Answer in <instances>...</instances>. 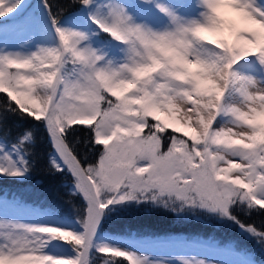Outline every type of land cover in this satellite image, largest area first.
Listing matches in <instances>:
<instances>
[{"label":"snow or ice","instance_id":"snow-or-ice-1","mask_svg":"<svg viewBox=\"0 0 264 264\" xmlns=\"http://www.w3.org/2000/svg\"><path fill=\"white\" fill-rule=\"evenodd\" d=\"M41 164L0 264H264L212 234L264 251V0H0V181ZM150 217L184 228L111 231Z\"/></svg>","mask_w":264,"mask_h":264},{"label":"trees","instance_id":"trees-1","mask_svg":"<svg viewBox=\"0 0 264 264\" xmlns=\"http://www.w3.org/2000/svg\"><path fill=\"white\" fill-rule=\"evenodd\" d=\"M40 144L38 146V151L40 152L41 158H43V153L45 149L44 132L41 129L39 131ZM0 190L6 191L11 195H16L28 203L36 202L37 204L44 205L48 203L53 198L59 199V196H63V189H60L57 182L53 181L43 170V164L37 167L34 172L31 181L25 185H17L12 182H2L0 181ZM64 199H67L65 196ZM65 208L70 207V205L63 204V200L59 201ZM184 228L183 225H177L173 221L166 217H150L144 218L142 220H133L126 224L123 229H112L114 234H128L129 230L138 233H156L164 234L166 232H173L176 228ZM206 229L204 226L200 228L189 227L185 231L179 234L189 235L197 234L203 235ZM175 234V233H174ZM212 234L216 235L218 239H231L235 240L241 246L250 249L254 252L257 261H264V251H261L252 240H242L235 233L225 231L222 229L212 230ZM106 255V254H101ZM122 259V258H117Z\"/></svg>","mask_w":264,"mask_h":264},{"label":"rangeland","instance_id":"rangeland-1","mask_svg":"<svg viewBox=\"0 0 264 264\" xmlns=\"http://www.w3.org/2000/svg\"><path fill=\"white\" fill-rule=\"evenodd\" d=\"M33 2H35V0H33ZM177 126H180V125H177ZM127 235H128V234H125V235H123V234H118L117 236L120 237V238H126ZM253 242H254V244H256L255 241H253Z\"/></svg>","mask_w":264,"mask_h":264}]
</instances>
